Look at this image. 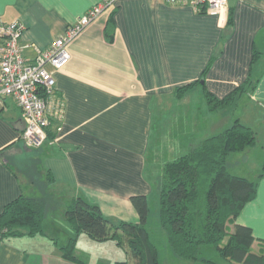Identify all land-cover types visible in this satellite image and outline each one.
<instances>
[{
    "label": "crops",
    "instance_id": "crops-1",
    "mask_svg": "<svg viewBox=\"0 0 264 264\" xmlns=\"http://www.w3.org/2000/svg\"><path fill=\"white\" fill-rule=\"evenodd\" d=\"M101 2L111 5L68 45V62L53 73L54 95L63 111L42 146L22 152L21 110L11 96L0 103V210L25 193L24 173L6 161L28 158L37 166L39 181L46 171L52 175L46 189L55 199L68 204L79 194L112 222L138 223L130 196L157 197L164 161L235 119L255 132L257 142L229 154L227 168L235 175L256 176L264 159V0H227L221 16L161 0H0V19L25 24L20 45L23 55L32 58L30 43L48 46ZM110 15L112 40L104 32ZM249 74L253 87L236 104L208 109L204 90L222 98ZM202 76V83L176 95V88ZM46 220L45 235L0 241V264H80L62 258L59 250L74 230L57 231ZM234 222L249 227L252 248L264 252V176ZM89 239L76 240L77 258L87 255V264L123 261L84 255L80 245H96Z\"/></svg>",
    "mask_w": 264,
    "mask_h": 264
},
{
    "label": "trees",
    "instance_id": "trees-1",
    "mask_svg": "<svg viewBox=\"0 0 264 264\" xmlns=\"http://www.w3.org/2000/svg\"><path fill=\"white\" fill-rule=\"evenodd\" d=\"M227 21L231 23V17ZM104 32L106 38L112 40L114 25L111 15ZM257 56L258 52L254 51L253 58ZM198 81L202 83L203 76L176 88V95H181ZM253 84L254 79L249 74L244 83L222 98L204 90L208 109L216 111L236 104ZM54 124L51 120L47 137L52 136L53 129H57ZM256 142L255 132L235 119L219 133L192 144L187 152L162 164L157 192L158 218L166 242L175 255L211 262L199 255L203 246L211 245L220 257L234 264H264L262 249L254 251L252 248L255 238L250 228L234 222L242 207L256 196L258 182L264 176V159L254 179L235 175L227 168L230 153L244 151ZM20 147L23 153L37 149L25 146L22 141ZM25 160L30 163L28 158ZM6 163L13 165L10 159ZM52 183L53 177L46 171L39 196L22 192L3 206L0 210V241L23 235H45L44 222L56 201L46 189ZM130 201L138 213V223L122 220L112 222L96 204L90 203L82 195L73 196L64 210V217L74 234L64 245L59 246L62 258L87 264L74 253L77 236L84 233L94 241L113 240L118 245H125L135 264H158L157 248L150 240L145 226L147 198L144 195H132ZM114 264H127V261Z\"/></svg>",
    "mask_w": 264,
    "mask_h": 264
},
{
    "label": "built area",
    "instance_id": "built-area-1",
    "mask_svg": "<svg viewBox=\"0 0 264 264\" xmlns=\"http://www.w3.org/2000/svg\"><path fill=\"white\" fill-rule=\"evenodd\" d=\"M171 5L192 6L197 11L217 13L226 10L227 0H161ZM111 5L101 2L68 24L54 42L48 46L30 43L32 58L22 53L20 39L25 24L20 20L4 22L0 19V103L11 96L21 110L23 128L22 143L39 148L47 140V128L51 120L61 119L63 102L55 98L54 71L60 70L69 60L68 45L102 11Z\"/></svg>",
    "mask_w": 264,
    "mask_h": 264
},
{
    "label": "rangeland",
    "instance_id": "rangeland-1",
    "mask_svg": "<svg viewBox=\"0 0 264 264\" xmlns=\"http://www.w3.org/2000/svg\"><path fill=\"white\" fill-rule=\"evenodd\" d=\"M218 116L219 118H221L220 115ZM187 151L188 150H186V152ZM249 152L250 151H247L244 154L246 155ZM167 159L171 160L173 159V156L172 158L169 157ZM21 160L22 162L18 163L17 161H15L13 162V164L15 165L18 171H21L24 173L25 193L28 195L39 196L40 186H42V182L39 181V179L37 178L38 174H35L36 173L34 170L35 165H33L32 163L24 162L23 159ZM166 161L168 160H165L164 163ZM249 177H251L250 179L255 178L253 174L252 175L250 174ZM55 200L56 201L53 204V209L48 215V218H47L48 221L46 219L45 220L49 223L50 227L55 228L57 231H59L58 228H63L64 230H72L70 224L68 223V221H66L64 217V210L67 204H64L62 201L58 199H55ZM145 226L149 233L150 240L157 248L158 264H234L231 261L220 257L215 247L211 245L203 246L199 254L200 257L208 259L211 262L189 260V259L180 258L179 256L175 255L173 251L171 250V248L168 246L166 242L165 234L163 233L160 227L159 218H158V201H157V197L155 196L150 197L148 199V215H147V222ZM46 231H48V229ZM80 240L86 241L90 239L87 235H85L84 233H81L77 236V243L80 242ZM92 242H95L96 245H92L88 249L87 247H82L80 245V248L82 249V253H84V255L88 253L89 255H91L92 259L93 258L98 259L99 257H96V255L98 256L104 255V257H107V258L114 257V259H117V260L118 259L126 260L127 264L136 263L134 259L129 257L128 250L125 245H122V246L118 245L113 240H106V241H101V242L92 241ZM27 247L33 248L34 245H27ZM253 250L255 251L254 248ZM81 258H83V259H80L82 262H84L85 259H89L87 255L86 257L82 256Z\"/></svg>",
    "mask_w": 264,
    "mask_h": 264
},
{
    "label": "water",
    "instance_id": "water-1",
    "mask_svg": "<svg viewBox=\"0 0 264 264\" xmlns=\"http://www.w3.org/2000/svg\"><path fill=\"white\" fill-rule=\"evenodd\" d=\"M202 82V81H201Z\"/></svg>",
    "mask_w": 264,
    "mask_h": 264
}]
</instances>
